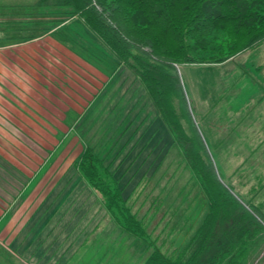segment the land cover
Here are the masks:
<instances>
[{"label":"rangeland","instance_id":"rangeland-1","mask_svg":"<svg viewBox=\"0 0 264 264\" xmlns=\"http://www.w3.org/2000/svg\"><path fill=\"white\" fill-rule=\"evenodd\" d=\"M57 1L38 8L39 14L26 8L1 10L0 46L3 32L21 38L45 36L61 24L62 38L88 58H100L117 74L127 101L122 111L131 118L123 123L118 137L101 129L93 137L78 135L73 151L65 153L66 147H59L57 155L65 154L60 161L72 153L70 166L67 163L66 170L52 176V183L41 184L39 194L20 199L13 222L0 218V264H146L153 246L173 256L182 250L189 253L210 211L201 177L188 164L144 82L82 18L68 15L70 8L55 5ZM223 38L219 36L212 45ZM249 50L221 62L176 67L194 124L220 176L244 198L249 210L252 203L264 210L263 95L260 90L242 103L234 99L255 83L253 68L264 65V45ZM207 52L212 58L218 56ZM232 59L238 60L229 62ZM181 120L192 135V124ZM78 131L81 134V128ZM59 138L66 145L75 133ZM0 170L6 182L15 180L12 169ZM8 186L0 184L1 209L6 204L1 196L7 194ZM260 230L251 240L248 264H264V231Z\"/></svg>","mask_w":264,"mask_h":264},{"label":"trees","instance_id":"trees-1","mask_svg":"<svg viewBox=\"0 0 264 264\" xmlns=\"http://www.w3.org/2000/svg\"><path fill=\"white\" fill-rule=\"evenodd\" d=\"M49 1L41 0L36 7ZM55 5L67 6L68 15L82 18L144 82L209 199L210 211L192 251L173 256L153 246L146 264H248L251 240L264 231L259 227H264V210L254 203L249 210L220 176L194 124L176 64L221 62L261 45L264 0H58ZM219 36L224 38L212 45ZM207 50L218 56L212 58ZM181 118L192 124V135Z\"/></svg>","mask_w":264,"mask_h":264},{"label":"crops","instance_id":"crops-1","mask_svg":"<svg viewBox=\"0 0 264 264\" xmlns=\"http://www.w3.org/2000/svg\"><path fill=\"white\" fill-rule=\"evenodd\" d=\"M0 1L1 13L26 8L33 10L32 14H39L36 10L40 7L36 5L41 0L29 4L25 0ZM60 26L45 36L30 38L2 33L5 35L0 46V169H12L16 180L6 182L7 177L0 170V184L9 185L4 191L7 194L1 196L6 202L0 208L3 220L13 222L20 209V199L39 194L41 184L52 183V176L56 178L66 170L73 155L60 161L65 154L57 155L59 147H66L65 153L73 151V147H78V135L93 137L101 129L105 135L107 131L118 137L123 123L130 117L122 111V104L127 101L117 83V74L107 69L100 58H88L62 38ZM36 29L40 31L41 27ZM252 72L255 83L248 84L234 97L237 103L261 90L260 104H264V65L258 64ZM73 133L75 139L66 145L61 142L60 136Z\"/></svg>","mask_w":264,"mask_h":264}]
</instances>
